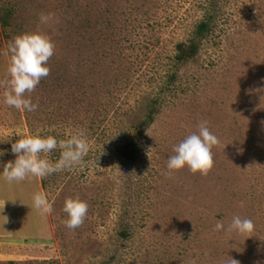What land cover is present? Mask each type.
Segmentation results:
<instances>
[{"label":"rangeland","instance_id":"1","mask_svg":"<svg viewBox=\"0 0 264 264\" xmlns=\"http://www.w3.org/2000/svg\"><path fill=\"white\" fill-rule=\"evenodd\" d=\"M35 31L55 54L28 94L39 107L18 111L4 103V53ZM203 120L220 141L214 167L169 176L174 146ZM79 130L89 152L74 169L0 178V264H264V0H0V162L15 159L18 132ZM129 142L132 161L119 155ZM36 192L51 213L32 207ZM70 197L88 204L75 232L63 223ZM237 215L254 221L250 236L227 231Z\"/></svg>","mask_w":264,"mask_h":264},{"label":"clouds","instance_id":"2","mask_svg":"<svg viewBox=\"0 0 264 264\" xmlns=\"http://www.w3.org/2000/svg\"><path fill=\"white\" fill-rule=\"evenodd\" d=\"M53 19V14H41V24H47ZM55 43L52 38L41 31L24 32L16 35L8 43L4 55L8 57L6 84L10 90L4 92V103L18 111L32 112L38 104L33 103L30 93L34 92L41 80L50 74L48 62L55 54ZM208 121L200 122L198 131L186 136L173 148L174 155L168 159V175L187 168L192 174L207 176L214 167L213 148L219 144V138L210 130ZM19 139L11 144V152L15 159L6 163L0 162L3 171L0 178L9 184H19L31 178H44L50 174L72 170L81 164L89 152V144L85 132L79 130L70 137L57 139L55 136H44L39 133L28 135L22 132L16 134ZM59 150L56 161L48 157ZM2 156V155H0ZM120 169L118 166L116 170ZM113 172L112 167L105 169ZM115 170V171H116ZM32 207L48 214L53 211L52 205L43 192H36L32 197ZM63 211L67 219L65 226L75 232L82 228L88 215V204L80 198H67ZM217 231L225 230L221 222L215 225ZM255 230L254 221L250 218L234 216L227 231H235L241 235H251ZM195 264V262H193Z\"/></svg>","mask_w":264,"mask_h":264},{"label":"trees","instance_id":"3","mask_svg":"<svg viewBox=\"0 0 264 264\" xmlns=\"http://www.w3.org/2000/svg\"><path fill=\"white\" fill-rule=\"evenodd\" d=\"M6 15H9V14H6ZM6 15L3 14V17L5 18L10 17ZM208 31H209L208 23H201L197 28V33L200 36H204V34ZM197 48L198 47L196 43L190 44L189 46H186V47L185 46L183 47V45H181L179 47L181 51L180 55H178L179 61L183 62L184 60H187L188 57L190 58L193 57L197 52ZM137 154H138V149L131 142L127 144H123L119 148V155L127 161L134 160Z\"/></svg>","mask_w":264,"mask_h":264}]
</instances>
